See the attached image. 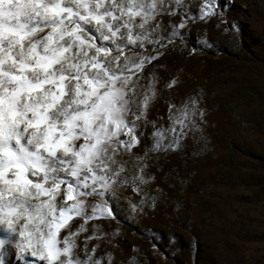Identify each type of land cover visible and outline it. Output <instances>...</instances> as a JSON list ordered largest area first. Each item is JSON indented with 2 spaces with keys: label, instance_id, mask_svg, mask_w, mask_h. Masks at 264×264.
I'll return each instance as SVG.
<instances>
[{
  "label": "snow or ice",
  "instance_id": "6c2138e0",
  "mask_svg": "<svg viewBox=\"0 0 264 264\" xmlns=\"http://www.w3.org/2000/svg\"><path fill=\"white\" fill-rule=\"evenodd\" d=\"M197 7L192 13L184 0H0V264H101L86 247L100 238L96 225L83 259L75 237L89 220L118 219L113 204L121 197L133 214L144 210L141 185L154 179L145 173L146 155L135 156L131 183L118 159L140 147L141 122L153 126L145 154L180 151L189 133L205 139L199 96L169 103L166 128L148 119L157 80L149 65L168 44L185 42L181 30L190 21L216 16L218 0ZM163 15L179 17L170 32L157 19ZM200 43L213 47L207 38ZM74 217L84 221L76 231Z\"/></svg>",
  "mask_w": 264,
  "mask_h": 264
},
{
  "label": "rangeland",
  "instance_id": "374dc122",
  "mask_svg": "<svg viewBox=\"0 0 264 264\" xmlns=\"http://www.w3.org/2000/svg\"><path fill=\"white\" fill-rule=\"evenodd\" d=\"M199 2L184 0L192 13ZM157 19L170 32L179 17ZM181 31L185 42L168 44L149 65L156 66L157 80L148 119L166 128L169 103L199 96L205 139L189 133L180 151L145 154L153 126L141 122L140 147L118 159L131 183L135 156L146 155L145 173L154 179L141 185L144 210L133 214L121 197L113 204L118 219L87 221L75 237L81 259L96 225L100 238L86 247L101 264H264V0H218L216 16L190 21ZM203 38L213 47L204 48ZM173 77L178 82L166 87ZM69 223L76 231L84 221L74 217Z\"/></svg>",
  "mask_w": 264,
  "mask_h": 264
}]
</instances>
